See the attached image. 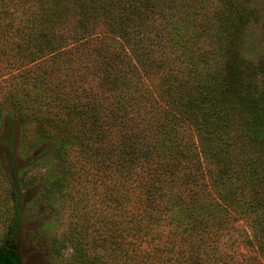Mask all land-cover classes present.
<instances>
[{"label": "trees", "instance_id": "1", "mask_svg": "<svg viewBox=\"0 0 264 264\" xmlns=\"http://www.w3.org/2000/svg\"><path fill=\"white\" fill-rule=\"evenodd\" d=\"M248 6L0 0V171L13 203L0 264H23L18 191L28 165L38 154L46 163L66 157L63 127L73 123L112 138L91 152L83 145L82 161L131 200L134 230L170 227L169 240L151 250L133 242L131 264H232L219 247L233 213L247 223L245 243L255 252L233 264H264V56L223 37ZM72 55L80 73L57 62ZM48 116L57 119L47 124Z\"/></svg>", "mask_w": 264, "mask_h": 264}, {"label": "rangeland", "instance_id": "2", "mask_svg": "<svg viewBox=\"0 0 264 264\" xmlns=\"http://www.w3.org/2000/svg\"><path fill=\"white\" fill-rule=\"evenodd\" d=\"M248 2L250 6L244 10L241 25H234L227 37H223L224 40L233 38L245 53L264 56V0ZM218 24L219 21H215V25ZM74 56L70 59L69 56L58 58L57 62L66 70L72 63L71 68H75L72 71L80 73ZM95 81L93 79L92 82L96 85ZM7 108L5 112L9 110ZM41 118L46 123L57 119L55 116ZM33 124L32 121L27 127L28 134L33 130ZM64 128L67 130L64 135L71 141L68 154H64L66 157L51 156L50 162L46 163L39 161L43 154H38L34 163L28 165L25 185L20 186L18 191L22 220L16 246L21 262L131 264L129 258L134 252L133 242L138 243L142 252L153 249L160 241L169 240L170 227L165 224L153 223L152 230L145 232L147 223H143L144 230H134L131 200L121 201L114 182L103 179L96 165H83L82 156L86 152L83 145L90 146L91 152L98 147L102 149L112 138L103 139L94 132H82L79 123ZM29 141L27 137L21 143L27 152ZM36 151L37 148L30 153L33 155ZM10 188L7 175L0 171V243L13 210ZM227 215L222 221L224 227L219 248L229 252L232 264V260L244 262L246 256L255 255L245 243V227L248 232L250 229L245 220L237 218L235 213ZM170 255L173 258L176 256ZM161 264H165L164 261Z\"/></svg>", "mask_w": 264, "mask_h": 264}]
</instances>
